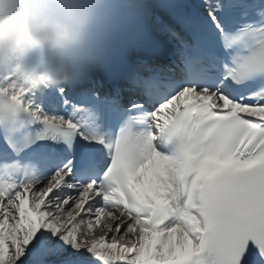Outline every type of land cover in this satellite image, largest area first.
I'll use <instances>...</instances> for the list:
<instances>
[{
    "label": "snow or ice",
    "instance_id": "snow-or-ice-1",
    "mask_svg": "<svg viewBox=\"0 0 264 264\" xmlns=\"http://www.w3.org/2000/svg\"><path fill=\"white\" fill-rule=\"evenodd\" d=\"M165 7L166 72L0 88V264H264V0Z\"/></svg>",
    "mask_w": 264,
    "mask_h": 264
},
{
    "label": "clouds",
    "instance_id": "clouds-1",
    "mask_svg": "<svg viewBox=\"0 0 264 264\" xmlns=\"http://www.w3.org/2000/svg\"><path fill=\"white\" fill-rule=\"evenodd\" d=\"M118 0H0V88L76 87L116 23Z\"/></svg>",
    "mask_w": 264,
    "mask_h": 264
}]
</instances>
